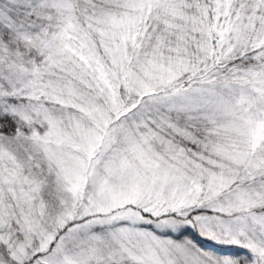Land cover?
Listing matches in <instances>:
<instances>
[{
	"label": "snow or ice",
	"instance_id": "6c2138e0",
	"mask_svg": "<svg viewBox=\"0 0 264 264\" xmlns=\"http://www.w3.org/2000/svg\"><path fill=\"white\" fill-rule=\"evenodd\" d=\"M0 264H264V0H0Z\"/></svg>",
	"mask_w": 264,
	"mask_h": 264
}]
</instances>
